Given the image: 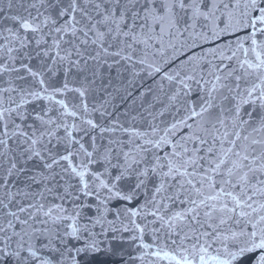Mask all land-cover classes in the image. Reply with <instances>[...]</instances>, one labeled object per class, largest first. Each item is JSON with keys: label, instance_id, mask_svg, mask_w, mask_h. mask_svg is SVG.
Masks as SVG:
<instances>
[{"label": "snow or ice", "instance_id": "1", "mask_svg": "<svg viewBox=\"0 0 264 264\" xmlns=\"http://www.w3.org/2000/svg\"><path fill=\"white\" fill-rule=\"evenodd\" d=\"M0 264H264V0H0Z\"/></svg>", "mask_w": 264, "mask_h": 264}]
</instances>
